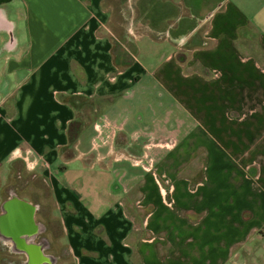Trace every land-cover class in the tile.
Masks as SVG:
<instances>
[{"label": "crops", "instance_id": "0c3cea01", "mask_svg": "<svg viewBox=\"0 0 264 264\" xmlns=\"http://www.w3.org/2000/svg\"><path fill=\"white\" fill-rule=\"evenodd\" d=\"M145 4L136 34L106 0H0V264L12 243L28 264H225L248 238L234 187L217 181L247 153L209 110L249 106V73L264 70L235 41L264 0H220L204 17L201 0ZM206 19L210 50L197 47ZM145 154L151 171L134 163ZM23 171L46 184L62 248L48 250Z\"/></svg>", "mask_w": 264, "mask_h": 264}, {"label": "rangeland", "instance_id": "374dc122", "mask_svg": "<svg viewBox=\"0 0 264 264\" xmlns=\"http://www.w3.org/2000/svg\"><path fill=\"white\" fill-rule=\"evenodd\" d=\"M146 1L106 0V7L109 11L114 12L111 18L113 24H117L119 28H125L133 24L135 33L141 34L145 30L143 25L148 15L146 13ZM170 1L172 2L173 0ZM190 1L193 4V0ZM219 2L220 0H201L200 5H195L196 10L201 9L202 17H204ZM249 17L252 25L240 31L239 37L235 41V48L241 53L243 58H251L257 62H262V64L258 63L260 69L264 70V52L260 42V37H264V14L259 15L251 11ZM174 18L172 17L170 23H173ZM204 21L203 29L197 34L198 46H196L204 50H210L214 45L204 38L205 32L208 30L209 19ZM115 34L117 38L124 40L123 29ZM190 42L192 43V40ZM191 43L189 45L192 48L194 45ZM203 68L200 65L195 67V70L208 80L214 78V74L211 71H204ZM249 74V106L247 108H236L237 105L235 104L233 109L219 110L216 108L209 110L212 117L223 120V124L213 127L218 134L222 137L231 135L229 138L232 139L231 144L234 149L247 153L246 156L245 154L243 155L245 156L243 159L236 157L239 163L230 161L228 164H220L217 167V181L221 183L229 182L231 187H234V189L231 188L227 192L232 193V200L234 198L235 204H237L238 208H243L246 213L245 216L249 218L248 238H244L245 242L234 248V254L232 253L231 258L225 264H264V73ZM234 96L235 103L241 100L240 93L234 94ZM245 97L246 95H244V99ZM225 119H230V122L226 124ZM162 145L169 147L171 144L162 143ZM242 160L250 161L251 169L247 168L246 161ZM22 170L20 171L22 172ZM24 174V179L19 185L20 191L30 198H36L41 203V207L46 213L45 219L47 218V220L45 221L48 224V229H52L49 234L46 231L43 234L44 240L47 241L48 250L55 247L62 248L61 233L54 217L53 203L46 184L43 180L35 178L34 175L29 174L27 171ZM240 184H248V188L244 187L242 191L238 189ZM246 193H248V197H246ZM19 250L15 243L5 245L3 253L5 263L28 264ZM54 258L56 260V257ZM67 264H70L69 259Z\"/></svg>", "mask_w": 264, "mask_h": 264}, {"label": "built area", "instance_id": "2783aa9c", "mask_svg": "<svg viewBox=\"0 0 264 264\" xmlns=\"http://www.w3.org/2000/svg\"><path fill=\"white\" fill-rule=\"evenodd\" d=\"M30 156H31V152L27 151L26 155L23 157L25 162L29 165H30V158H31ZM149 161H150V159H149L148 155L145 154L140 159L135 160L134 163L137 166L138 165L143 166L145 168V170H147V171H151L153 169V162L150 161V163H149Z\"/></svg>", "mask_w": 264, "mask_h": 264}, {"label": "trees", "instance_id": "16d2710c", "mask_svg": "<svg viewBox=\"0 0 264 264\" xmlns=\"http://www.w3.org/2000/svg\"><path fill=\"white\" fill-rule=\"evenodd\" d=\"M260 64H262V62L258 61Z\"/></svg>", "mask_w": 264, "mask_h": 264}, {"label": "flooded vegetation", "instance_id": "af4514ba", "mask_svg": "<svg viewBox=\"0 0 264 264\" xmlns=\"http://www.w3.org/2000/svg\"><path fill=\"white\" fill-rule=\"evenodd\" d=\"M17 248H19L18 245H17Z\"/></svg>", "mask_w": 264, "mask_h": 264}, {"label": "water", "instance_id": "95a60500", "mask_svg": "<svg viewBox=\"0 0 264 264\" xmlns=\"http://www.w3.org/2000/svg\"><path fill=\"white\" fill-rule=\"evenodd\" d=\"M27 228H31V227H27Z\"/></svg>", "mask_w": 264, "mask_h": 264}]
</instances>
